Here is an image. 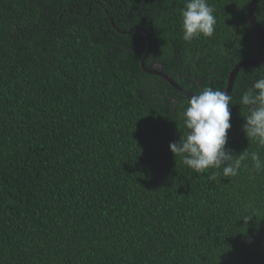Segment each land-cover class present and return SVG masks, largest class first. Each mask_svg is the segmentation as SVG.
I'll return each mask as SVG.
<instances>
[{
    "label": "trees",
    "instance_id": "1",
    "mask_svg": "<svg viewBox=\"0 0 264 264\" xmlns=\"http://www.w3.org/2000/svg\"><path fill=\"white\" fill-rule=\"evenodd\" d=\"M207 2L213 34L186 42L187 0H0V264H264V147L239 104L264 61L228 93L234 177L174 156L191 96L140 66L144 29L146 68L224 91L264 40L249 0Z\"/></svg>",
    "mask_w": 264,
    "mask_h": 264
},
{
    "label": "clouds",
    "instance_id": "2",
    "mask_svg": "<svg viewBox=\"0 0 264 264\" xmlns=\"http://www.w3.org/2000/svg\"><path fill=\"white\" fill-rule=\"evenodd\" d=\"M213 12L207 0H187L181 10L183 40L190 42L200 36H211L216 24ZM232 100L230 94L212 88H204L188 100L182 113L186 133L179 141L171 142L169 148L174 156H179L182 163L196 173L223 166V176L238 174L245 157L232 162L234 154L226 147L232 127L229 107ZM239 104L247 109L242 125L247 139H253L264 147V73L243 92ZM250 156L255 169L261 170L259 154L253 152ZM209 179H215V174ZM252 217H245L244 220L248 222Z\"/></svg>",
    "mask_w": 264,
    "mask_h": 264
},
{
    "label": "water",
    "instance_id": "3",
    "mask_svg": "<svg viewBox=\"0 0 264 264\" xmlns=\"http://www.w3.org/2000/svg\"><path fill=\"white\" fill-rule=\"evenodd\" d=\"M257 2H259V0H249V2L247 4V8H246V16H247V21L249 22V24L251 25L253 30L257 34H259L262 37V39L264 40V28L256 21L254 13H253ZM133 29H139V28L138 27L131 28L130 30H133ZM142 30L146 33V38H147V42H148L147 49L144 51V53L142 54V56L140 58V66H141L142 70H144L148 73L160 75L163 79L167 80L170 84H172L173 86L178 88L181 92H183L187 95H190L191 97L194 96L195 94H189L183 88H181L168 74H166L164 72L156 71L153 69H148L145 67L144 60L149 53V50L151 48V44H150V38H149V35L147 34V31L144 29H142ZM263 61H264V52L257 57L242 59V60L238 61L234 65L232 70L229 72L228 79H227V85H226V88L224 89V92H226V93L230 92L231 87H232L233 78H234L237 70L240 67L248 66V65H257L259 63H262Z\"/></svg>",
    "mask_w": 264,
    "mask_h": 264
},
{
    "label": "flooded vegetation",
    "instance_id": "4",
    "mask_svg": "<svg viewBox=\"0 0 264 264\" xmlns=\"http://www.w3.org/2000/svg\"><path fill=\"white\" fill-rule=\"evenodd\" d=\"M153 70H156L157 71V69H153ZM161 72V71H160Z\"/></svg>",
    "mask_w": 264,
    "mask_h": 264
}]
</instances>
